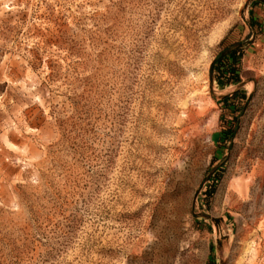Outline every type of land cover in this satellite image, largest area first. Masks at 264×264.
<instances>
[{
  "label": "rangeland",
  "instance_id": "1",
  "mask_svg": "<svg viewBox=\"0 0 264 264\" xmlns=\"http://www.w3.org/2000/svg\"><path fill=\"white\" fill-rule=\"evenodd\" d=\"M209 262L264 264V0H0V264Z\"/></svg>",
  "mask_w": 264,
  "mask_h": 264
},
{
  "label": "trees",
  "instance_id": "2",
  "mask_svg": "<svg viewBox=\"0 0 264 264\" xmlns=\"http://www.w3.org/2000/svg\"><path fill=\"white\" fill-rule=\"evenodd\" d=\"M241 59L242 52L238 49L227 50L218 54L211 66V74L212 76H216L215 78L219 86L226 87L238 85L240 83L239 70ZM245 98L246 94L243 91L237 90L232 95L224 97L223 100L229 108L234 106L231 114L236 116L237 112H240V107L242 106L241 102H243ZM209 264H211V262H209Z\"/></svg>",
  "mask_w": 264,
  "mask_h": 264
}]
</instances>
